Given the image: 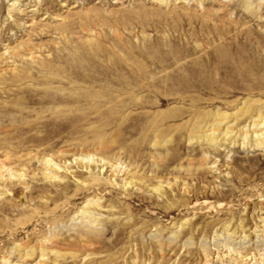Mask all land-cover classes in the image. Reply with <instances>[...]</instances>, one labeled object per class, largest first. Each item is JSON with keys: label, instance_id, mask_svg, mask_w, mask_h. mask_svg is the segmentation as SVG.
Returning a JSON list of instances; mask_svg holds the SVG:
<instances>
[{"label": "rangeland", "instance_id": "rangeland-1", "mask_svg": "<svg viewBox=\"0 0 264 264\" xmlns=\"http://www.w3.org/2000/svg\"><path fill=\"white\" fill-rule=\"evenodd\" d=\"M0 19V264H264V0Z\"/></svg>", "mask_w": 264, "mask_h": 264}, {"label": "bare ground", "instance_id": "bare-ground-1", "mask_svg": "<svg viewBox=\"0 0 264 264\" xmlns=\"http://www.w3.org/2000/svg\"><path fill=\"white\" fill-rule=\"evenodd\" d=\"M6 15L8 16V14H6ZM0 22H1V19H0ZM3 31H4V30H3ZM1 33H2V32H1ZM89 50H90V49H89ZM92 51H93V50H92ZM90 52H91V51H90ZM60 54H61V53H60ZM85 54H86V53H85ZM95 56H96V55H95ZM96 58H97V57H96ZM106 58H107V57H106ZM85 59H86V58H85ZM118 59H119V58H118ZM118 59H117V60H118ZM97 60H98V59H97ZM81 62H82V61H81ZM98 62H99V61H98ZM107 63H108V62H107ZM79 65H80V64H79ZM107 65H108V64H107ZM112 66H113V65H112ZM73 68H74V67H73ZM106 69H107V68H106ZM117 69H118V68H117ZM117 69H116V70H117ZM119 69H120V68H119ZM72 72H73V71H72ZM205 72H206V71H205ZM79 73H80V72H79ZM78 76H79V75H78Z\"/></svg>", "mask_w": 264, "mask_h": 264}]
</instances>
